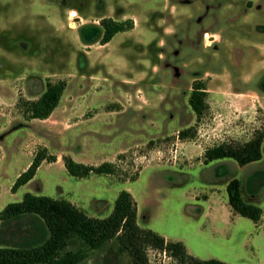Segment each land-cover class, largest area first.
I'll use <instances>...</instances> for the list:
<instances>
[{
    "label": "rangeland",
    "instance_id": "rangeland-1",
    "mask_svg": "<svg viewBox=\"0 0 264 264\" xmlns=\"http://www.w3.org/2000/svg\"><path fill=\"white\" fill-rule=\"evenodd\" d=\"M104 17L133 25L101 44ZM60 80L66 87L51 115L26 119L19 100ZM195 80L207 91L198 121L188 104ZM263 126L264 0H0V209L31 192L103 218L127 190L138 224L183 242L189 254L264 264V140L257 161L204 162L205 149L243 143ZM188 127L193 137L179 138ZM42 147L56 161H43L12 192ZM64 155L111 162L114 172L73 177ZM232 178L261 208L258 221L230 207ZM148 258L177 264L155 249ZM81 264L128 257L110 241Z\"/></svg>",
    "mask_w": 264,
    "mask_h": 264
},
{
    "label": "trees",
    "instance_id": "trees-1",
    "mask_svg": "<svg viewBox=\"0 0 264 264\" xmlns=\"http://www.w3.org/2000/svg\"><path fill=\"white\" fill-rule=\"evenodd\" d=\"M103 28L101 44L107 43L116 33L132 27V21H116L110 17L100 20ZM66 82L47 81L37 99L19 100L17 103L26 119H46L57 107ZM205 83L195 80L188 97V104L198 121L208 108ZM192 127L178 132L179 138L193 137ZM192 131V132H191ZM264 126L252 138L243 143H220L205 149L204 162L230 157L239 165L257 161L262 157ZM57 156L47 148L38 149L28 167L16 178L11 191H16L35 176L43 161L55 162ZM69 175L76 178L90 174H111V162L98 165L85 164L70 155L62 156ZM228 203L232 210L254 222L261 216V208L245 201L240 182L232 178L227 186ZM137 203L132 194L121 190L109 215L103 218L89 216L66 199H54L46 195L25 192L20 201L7 203L0 209V264H81L92 251L110 241L128 257V264H151L148 249L165 252L177 264H230L218 259H199L188 253L181 241H170L149 228H143L137 220ZM76 240L78 246L69 249ZM232 264V263H231Z\"/></svg>",
    "mask_w": 264,
    "mask_h": 264
},
{
    "label": "built area",
    "instance_id": "built-area-1",
    "mask_svg": "<svg viewBox=\"0 0 264 264\" xmlns=\"http://www.w3.org/2000/svg\"><path fill=\"white\" fill-rule=\"evenodd\" d=\"M161 253H164V254H166L164 251H163V252H161Z\"/></svg>",
    "mask_w": 264,
    "mask_h": 264
},
{
    "label": "crops",
    "instance_id": "crops-1",
    "mask_svg": "<svg viewBox=\"0 0 264 264\" xmlns=\"http://www.w3.org/2000/svg\"><path fill=\"white\" fill-rule=\"evenodd\" d=\"M74 159V158H73ZM80 161H82V160H80Z\"/></svg>",
    "mask_w": 264,
    "mask_h": 264
}]
</instances>
